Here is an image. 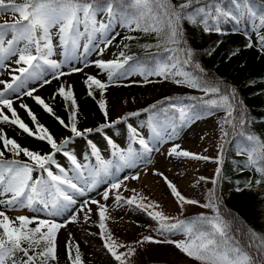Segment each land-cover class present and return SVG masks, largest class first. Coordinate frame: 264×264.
Here are the masks:
<instances>
[{"label":"snow or ice","instance_id":"6c2138e0","mask_svg":"<svg viewBox=\"0 0 264 264\" xmlns=\"http://www.w3.org/2000/svg\"><path fill=\"white\" fill-rule=\"evenodd\" d=\"M3 12L18 14V19L13 23H0V73L7 71L9 76L7 80L0 79V126H15L27 137L45 142L50 151L41 153L22 146L0 127V264L58 261L59 233L69 223L78 222L81 214L84 224H89L93 215L98 216L96 226L102 251L115 264H133L139 248L145 244L172 245L180 254L199 264H264V237L251 230L247 245L242 246L231 225L221 215L216 192L222 173L224 145L234 143L236 155L246 157L239 170L253 173L242 186L237 183L235 190H257L264 199V139L246 131L251 122L246 106L238 99L234 87L208 76L196 59V51L188 44L184 27L187 22L200 27L205 35H224L225 24L233 25L232 32H239L243 25L247 39L244 47H255L264 55V0L259 3L258 0H178L177 3L173 0H23L19 3L0 0V13ZM117 26L130 32L155 33V45L143 46L161 49L164 55L157 53L141 60L122 50L112 60H89L93 53L100 57L104 55L119 35L115 30ZM124 39L135 37L129 35ZM220 43L222 41H217L216 46ZM127 47V44L123 45V48ZM56 56L60 58H53ZM89 67H95L97 74L86 73L85 69ZM75 73L85 74L83 83L87 96L96 100L104 117V122L95 128L81 130L78 127L79 106L71 84L61 83L52 95L53 100L59 98L64 102L67 121L57 115L44 98L35 95L53 80ZM101 73H106V80L98 78ZM133 75H139L142 80L130 83L171 80L203 95L184 100L166 97L113 121L104 99L106 90L121 86L122 81ZM24 97L31 98L70 136L57 141L24 102ZM17 101L19 108L30 118L31 126L18 114L14 106ZM221 111L224 113L219 122L222 142L215 158L184 150L175 142L185 128ZM141 112L148 114L146 127L150 136L141 135L137 127L127 123L130 118L139 117ZM120 125H126L129 133L130 143L126 149H120L113 139L120 134ZM93 133L99 134L113 150L112 158L102 157L90 138ZM230 135L232 141L227 140ZM77 138L85 140L91 149L89 154H81L83 162L77 158L75 150L68 147ZM163 145H168L163 153L168 159L213 161L217 165L213 178H199L198 183L204 181L213 185L207 202L203 203L185 197L163 172L153 169L151 173L163 179L181 213L185 205H194L209 209L212 215L200 213L191 219L169 216L156 210L159 208L157 202L128 187V181L141 178V169L147 168L151 155L160 152ZM6 154L12 158H6ZM58 156L66 159L70 168L60 164ZM122 189L133 194L125 197ZM93 193L104 202L96 199ZM110 198L116 207L134 206L146 214L155 222L154 234L143 235L131 243L118 242L106 224L109 219L106 202ZM92 206H95V212ZM25 208L32 215L13 218L7 214L10 210ZM178 234L183 239L171 238ZM74 240L69 233L65 241L68 264H84L79 243Z\"/></svg>","mask_w":264,"mask_h":264},{"label":"rangeland","instance_id":"374dc122","mask_svg":"<svg viewBox=\"0 0 264 264\" xmlns=\"http://www.w3.org/2000/svg\"><path fill=\"white\" fill-rule=\"evenodd\" d=\"M22 2L23 0H16ZM18 19V14L13 15L10 12L0 13V23H13ZM115 30H120L117 26ZM10 38V37H9ZM102 46V45H101ZM114 45L112 44L105 50L102 57L97 56L95 53L91 54L88 59L96 60L103 59L105 61L115 59L118 56ZM59 59V56L53 57ZM82 66V65H81ZM15 67V65H13ZM88 74L96 75L98 70L95 67L85 69ZM84 73H75L70 76L62 77L60 80H53L51 84L40 88L35 95H39L50 104V98L54 89H57L61 83L71 84L73 86L75 96L87 94V89L83 83L85 79ZM102 81L106 80V73H101L98 76ZM0 79H9L7 71L0 73ZM139 75H133L127 81H122L121 86H111L106 90L104 99L107 101L110 118L117 119L124 116L129 112H134L144 109L148 104L154 103L158 97V89L167 90L170 93H175L172 96L173 100H184L185 95L182 94L190 88L183 85H176L171 81H161L148 84H135L130 81H140ZM127 85V86H123ZM202 93V92H200ZM24 102L30 106L33 112L37 115L39 122L44 124L53 134L57 141L62 140L64 137L70 136V133L61 127L54 118L49 116L43 111L42 108L35 104L29 98L24 97ZM14 106L17 108L20 117L30 126L32 122L27 116V113L19 108V101ZM10 115V114H9ZM91 115L103 117L98 110L97 102L86 101L84 103V110L78 111V127L82 130L84 128H95L96 120L93 122ZM146 113L141 112L139 117L130 118L127 123L137 127L144 136H150V130L146 127L147 124ZM224 113L217 112L215 115L207 116L197 120L191 124L190 127L185 128L181 133L179 139L175 141L182 146V149L188 150L192 153L209 156L215 158L218 154V149L221 144V131L219 122L222 120ZM7 130L9 137L17 139L18 143L22 146L39 151L41 146L45 148L43 153H48L50 147L45 142L37 141L29 138L26 134H22L15 126L3 125L0 126ZM120 134L113 137L115 143L120 149H126L129 146V133L126 125H120ZM10 129V130H9ZM203 137V139H201ZM93 142L101 151L102 157L112 158V149L106 144L105 140L99 135L93 133L90 137ZM207 142V143H206ZM70 149L75 150L78 159H81V154H89L91 149L85 140L77 138L74 144L68 145ZM134 147H138L135 145ZM168 145L161 146L160 152H154L151 155V163L146 169H141V178L137 181H128L129 188H135L138 193L148 197L151 201L157 202L159 208L165 214L173 217L183 219L184 216L189 214L207 213L212 215L209 209H204L194 205H185L183 213L177 206L175 199L172 197L170 190L164 184L163 179L159 176L152 175V170L157 169L163 172L173 183L177 186L178 190L187 198L197 199L199 201L207 202L209 189L213 187L210 182L199 181L200 177L213 178L215 176V168L217 165L213 161L194 160L188 158H172L168 159L163 153ZM89 151V152H88ZM40 152V151H39ZM57 160L60 164L70 168L69 162L63 157L58 156ZM81 162L82 159H81ZM147 172V175H145ZM103 186H101L102 188ZM222 191L224 194L229 192V182L223 180ZM125 197L131 196L133 193L130 191L121 190ZM251 191H247L250 193ZM96 199H101L96 193L92 194ZM101 202L104 201L101 199ZM109 209V219L106 221L109 231L113 234L114 238L121 243H131L142 238L143 235L154 234L152 229L156 226L146 214L136 210L133 207L123 206L116 207L113 199L107 202ZM93 211L95 212V206ZM10 217L12 215H32L28 209L10 210L7 213ZM43 215V213H41ZM98 216L93 215L89 224H84L82 214L78 222L69 223L66 228L62 229L59 233V249L58 261L51 262V264H68L67 255L65 252V241L68 239V234L72 233L75 238L74 242H78L80 246L81 255L84 264H115L105 252L102 251V242L98 236ZM264 223V221H263ZM89 233H97L91 235ZM176 240L183 239L182 235H175L171 237ZM75 253L73 252V255ZM146 260L151 261H165L170 264H199L198 261L180 254L172 245H148L145 244L139 248L137 255L133 258V264H141Z\"/></svg>","mask_w":264,"mask_h":264},{"label":"trees","instance_id":"16d2710c","mask_svg":"<svg viewBox=\"0 0 264 264\" xmlns=\"http://www.w3.org/2000/svg\"><path fill=\"white\" fill-rule=\"evenodd\" d=\"M16 2L19 3L20 1ZM177 2L178 0H173V3ZM259 2L260 0H258ZM184 27L188 44L196 51V59L202 68L205 69L208 76L226 81L228 85L234 87L238 99L242 100L246 106L245 111L251 119L246 131L264 139V55L260 54L255 47L247 49L244 47L247 39L244 35L243 25L239 32H232L233 25L231 23L225 24L223 27L226 29V34L224 35H205L200 27L188 25L187 22H185ZM116 31L119 35L116 36L113 45L118 54L123 50L126 54L141 60H147L157 53L164 55L161 49H157L156 47L145 48L143 46L146 44L155 45L157 40L155 33L144 34L140 31L130 32L127 28L122 27ZM129 35L134 36L135 39L125 40L124 38ZM252 39L255 41L256 37L253 36ZM217 41H222L218 47L216 46ZM124 44H127L128 47L123 48ZM213 48L215 51H212ZM209 51H212L211 55L208 54ZM233 52H237L238 54L232 55ZM55 91L56 89L53 90L52 95ZM182 94L185 95L184 99L186 97H199L203 95L200 91L191 88ZM52 95L50 105L54 107L57 115L67 121L68 112L65 110L64 102L59 98L53 100ZM174 95L176 94L170 93L167 90L158 89V97L154 103L162 101L166 97L171 98ZM96 96L98 99V91L96 92ZM75 97L78 102L79 111L84 110V103L86 101L96 102V100L83 93L81 96ZM154 103L148 104L144 108ZM91 116L92 122L96 120V124H93L95 127L104 122V117L97 115ZM111 120L114 121L116 119L111 118ZM225 127L227 129V126ZM227 140L232 141V136L227 137ZM39 151L43 153L45 148L41 146ZM6 158L11 159L12 157L6 154ZM244 159L246 157L236 155L234 143H225L222 173L216 190L217 196L219 197L221 215L231 225L232 231L235 233L237 239L240 240L242 246L247 245L251 237V230H255V233L264 237V199L260 198L261 193L257 190L251 191L250 193H247V190L243 192H237L235 190L237 183L242 186L249 177L253 176L252 172H242L239 170V165ZM223 180L229 182V192L227 194H224L222 191ZM199 214H189L184 216L183 219L195 218ZM15 216L17 215H12L11 217L14 218ZM256 242L258 243L259 240L257 239ZM252 251L255 253V249ZM60 257L58 255V258ZM141 264L170 263L160 260H146Z\"/></svg>","mask_w":264,"mask_h":264},{"label":"bare ground","instance_id":"6f19581e","mask_svg":"<svg viewBox=\"0 0 264 264\" xmlns=\"http://www.w3.org/2000/svg\"><path fill=\"white\" fill-rule=\"evenodd\" d=\"M207 143V142H206Z\"/></svg>","mask_w":264,"mask_h":264}]
</instances>
